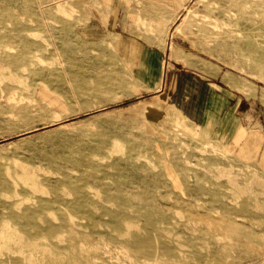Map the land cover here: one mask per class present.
I'll return each mask as SVG.
<instances>
[{"label": "rangeland", "instance_id": "1", "mask_svg": "<svg viewBox=\"0 0 264 264\" xmlns=\"http://www.w3.org/2000/svg\"><path fill=\"white\" fill-rule=\"evenodd\" d=\"M172 67L264 90V0H0V264H264V162L195 140Z\"/></svg>", "mask_w": 264, "mask_h": 264}, {"label": "crops", "instance_id": "2", "mask_svg": "<svg viewBox=\"0 0 264 264\" xmlns=\"http://www.w3.org/2000/svg\"><path fill=\"white\" fill-rule=\"evenodd\" d=\"M159 95L195 140L242 163L264 162V90L238 76L172 67Z\"/></svg>", "mask_w": 264, "mask_h": 264}]
</instances>
